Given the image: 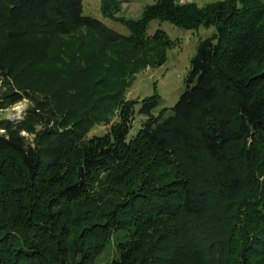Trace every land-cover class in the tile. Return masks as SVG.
Instances as JSON below:
<instances>
[{
  "label": "trees",
  "instance_id": "obj_1",
  "mask_svg": "<svg viewBox=\"0 0 264 264\" xmlns=\"http://www.w3.org/2000/svg\"><path fill=\"white\" fill-rule=\"evenodd\" d=\"M121 1L0 0V264H264V0ZM152 19L215 27L169 114L126 97Z\"/></svg>",
  "mask_w": 264,
  "mask_h": 264
},
{
  "label": "rangeland",
  "instance_id": "obj_2",
  "mask_svg": "<svg viewBox=\"0 0 264 264\" xmlns=\"http://www.w3.org/2000/svg\"><path fill=\"white\" fill-rule=\"evenodd\" d=\"M82 1L84 13L95 15L104 20L106 24L114 29L128 33V28L125 25L102 15L100 10V0ZM151 1L153 0H122L118 14L124 16H137L143 5ZM178 1H195L198 4H203L209 0ZM158 27L163 28L166 33L174 39L172 45L167 49V58L160 65L149 66L139 71L132 80V83L126 92V97H142L151 94L153 91H157L161 98L158 105L155 107V112H158L161 108L165 107V114H169L171 112V106L186 87L185 78L190 66V59L196 52L198 41L210 35L215 27L214 25H200L196 28H184L168 20L152 19L148 24L147 30L149 33H152ZM26 105L27 99L23 98L13 105L0 110V121L6 118L11 119L12 121L20 119L24 114ZM139 119L140 115L136 114L135 121L138 122ZM106 127L107 124H97L91 129L90 134L101 133ZM27 136L31 137V135L28 134ZM112 253V246L106 248L98 256L96 260L97 264H104L107 262Z\"/></svg>",
  "mask_w": 264,
  "mask_h": 264
}]
</instances>
